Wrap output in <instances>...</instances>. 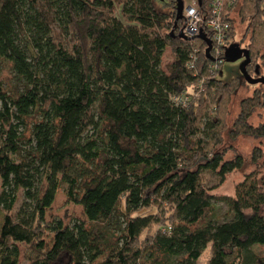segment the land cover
Wrapping results in <instances>:
<instances>
[{
	"label": "trees",
	"instance_id": "16d2710c",
	"mask_svg": "<svg viewBox=\"0 0 264 264\" xmlns=\"http://www.w3.org/2000/svg\"><path fill=\"white\" fill-rule=\"evenodd\" d=\"M225 13L229 40L239 18L250 23L255 59L262 0H237ZM175 18L176 6L154 0H0V64L12 76L4 81L0 69V104L12 108L0 105V264H19L21 244L30 264H196L208 244V264H264L254 250L264 245V191L253 172L234 196L203 182L204 170L223 179L245 163L218 150L217 112L239 79L218 78L203 39L170 32ZM168 46L174 60L164 70ZM199 83L192 104L174 101ZM253 100L242 101L231 130L260 137L264 128L248 122ZM59 191L87 222L46 218ZM216 201L228 206L222 221Z\"/></svg>",
	"mask_w": 264,
	"mask_h": 264
},
{
	"label": "rangeland",
	"instance_id": "374dc122",
	"mask_svg": "<svg viewBox=\"0 0 264 264\" xmlns=\"http://www.w3.org/2000/svg\"><path fill=\"white\" fill-rule=\"evenodd\" d=\"M184 1L186 5L190 1L192 2L194 0H184ZM154 3L157 6V8L161 10H165V11H170L174 9V6H176L177 2L176 0H154ZM262 6L264 8L263 2H262ZM236 13L237 11H235V13L233 14H236ZM182 20L178 21V26L175 27V30H174V34L177 36L180 32V29H182L183 31L184 23ZM249 24L248 22L240 21V18L239 20H237V22L235 23V36L230 38V40L228 41L227 47H229L234 42H239L242 47H246L249 49L248 44L251 42L250 36H251V31H252ZM174 25H175V20H174ZM206 37L211 39L207 35ZM212 46H213V42H212ZM207 47H208V44L206 43V48ZM195 50L201 51V48L196 47ZM262 52L264 53V47L262 48V51L260 52V54L258 56H255V59L251 58V62H252L251 66L249 65L247 66L248 72L254 77L264 76V55ZM211 55L213 58L212 49H211ZM173 60H174L173 50L170 46H168L166 47L162 55L161 67L164 70H166L168 65ZM210 60H213V59H210ZM244 60H245V57H242L241 59L237 61H227L226 59H224L223 63H221L219 65V68L216 70L217 77L225 82L233 78L239 79V85L237 86L233 94L231 95L230 99H228L227 101L226 99H224L219 111L217 112V115L220 116L221 119H223L222 129L224 132L223 143L220 146H218L219 148L218 150L220 151L222 150L221 152L225 153L224 159H230V158L235 157L236 154H241L244 157L245 163L242 168L236 169V170H233L227 173L223 179L217 172H213L210 170L203 171V182L207 184V186L210 188L211 193L215 195L234 196L236 192V186L238 185V183L243 181L246 175L251 174L252 172H253L252 173L253 177L257 179V181L259 182V184L261 185L264 191V135L257 137L247 132H237L236 133L235 131L231 130V127L234 126L233 122L235 121V119H237L238 114L240 112L242 101L249 97H254V100L251 102V104L253 105V109H252L253 112L249 116L248 122L253 127H263L264 128V84L263 83H256V84L249 83L245 79V76L241 70V63ZM210 64H211V61H210ZM0 69L2 72L1 76L4 78V81H5V78H7L6 76H9V78L10 77L12 78L10 71L8 69V66L6 67L5 63L0 64ZM219 69L220 71H218ZM204 88H205V85L203 86V83H199L198 86L197 84H195L193 86H190V88L185 90L182 94L185 95L186 100L191 101L190 104H192L194 99L198 98L201 94L200 93L199 95H192V93L197 94L198 93L197 91L203 92ZM195 89L197 90L195 91ZM21 90H23L22 87H21ZM30 93L31 91L28 94ZM31 95L33 99L36 98L34 93H31ZM187 96H188V99H187ZM81 100H82V97H78L76 99H68L65 101V103L67 107H74V106H79L81 104ZM186 100L183 99L181 103H184ZM178 101H180V98L177 100V102ZM0 105L3 106L5 113L10 114L12 112V108L9 103H1ZM187 105L188 103L186 102V106ZM209 113L211 114L212 118L214 119L216 118L215 111L210 110ZM200 127L203 130V127H204L203 122ZM255 153L258 155L256 157L257 161L253 159V155ZM18 196L19 198L14 208L15 211H17L20 208L22 202L24 201L25 196L22 190L19 191ZM214 205H215L214 218H216L217 221H222L226 219L227 214H228L227 204H225L222 201H216L214 202ZM166 214H168V212ZM46 218L49 221L62 220L65 225H69V226H73L76 222H87L88 220L83 206L80 204H75L72 201H70L64 191H59L57 193L55 200L53 201L51 206L46 211ZM161 227H162V230L165 229L164 225H162ZM157 229L158 227L153 228L150 231V233L153 234ZM20 249H21V255L19 258V264H30V260L27 258V255H26L25 245L21 244ZM254 250L258 254L264 255V245H255ZM211 255H212V251L210 249V244H208L207 248L204 250L203 254L199 257L196 264H208V261ZM239 264H241L240 261H239Z\"/></svg>",
	"mask_w": 264,
	"mask_h": 264
},
{
	"label": "built area",
	"instance_id": "2783aa9c",
	"mask_svg": "<svg viewBox=\"0 0 264 264\" xmlns=\"http://www.w3.org/2000/svg\"><path fill=\"white\" fill-rule=\"evenodd\" d=\"M236 0H206V7L202 8L203 3L199 4L197 0L190 1L184 7V14L182 17L183 32L185 39L193 40L197 38L201 30L205 33V28L210 30L213 42L212 54L213 60L209 67L212 71H216L219 65L225 59V51L227 49L229 32L231 29V21L226 16V7L232 5ZM264 3V0L262 1ZM199 51V50H196ZM190 62V66L195 68L196 57ZM180 98V101L177 100ZM185 95L175 96L174 101L178 104L186 105L187 100ZM188 99V96H187Z\"/></svg>",
	"mask_w": 264,
	"mask_h": 264
},
{
	"label": "water",
	"instance_id": "95a60500",
	"mask_svg": "<svg viewBox=\"0 0 264 264\" xmlns=\"http://www.w3.org/2000/svg\"><path fill=\"white\" fill-rule=\"evenodd\" d=\"M198 1H199V4H202V2H203V0H198ZM176 2H177L176 3V18H175V25H174L173 29L171 30L172 34H174L175 27L178 26V21L181 20L183 17V10H184V6H185L184 0H176ZM178 37H181L184 39L186 38L182 29H180ZM197 38H201V39L206 41V43L208 44V47L205 50L206 55L209 59H213L212 55H211V49H212L211 39L206 37L203 30L200 31ZM242 57H245V60L241 63V70L245 76V79L249 83H253V84L263 83L264 84V76L254 77L247 70V66L251 62L250 50L246 47H242L239 42H234L229 47H227V49L225 51V59L227 61H237V60L241 59ZM257 72H258V70H257Z\"/></svg>",
	"mask_w": 264,
	"mask_h": 264
}]
</instances>
